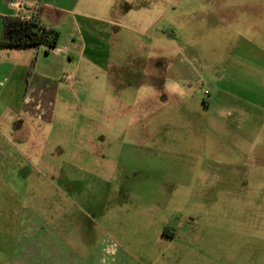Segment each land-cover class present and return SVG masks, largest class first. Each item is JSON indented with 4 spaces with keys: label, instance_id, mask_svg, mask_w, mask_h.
<instances>
[{
    "label": "rangeland",
    "instance_id": "1",
    "mask_svg": "<svg viewBox=\"0 0 264 264\" xmlns=\"http://www.w3.org/2000/svg\"><path fill=\"white\" fill-rule=\"evenodd\" d=\"M200 4H87L97 25L117 22L110 68L82 56L73 100L60 99L40 133L13 129L2 113V136L34 168L28 175L2 146L18 192L2 184L0 255L12 248V219L54 217L64 198L66 217L82 221L74 243L112 239L122 263L264 264V17L252 34L244 18L199 15ZM247 4L264 11V0ZM14 130L35 139L31 155ZM70 165L77 188L61 195L69 179L59 169Z\"/></svg>",
    "mask_w": 264,
    "mask_h": 264
},
{
    "label": "crops",
    "instance_id": "2",
    "mask_svg": "<svg viewBox=\"0 0 264 264\" xmlns=\"http://www.w3.org/2000/svg\"><path fill=\"white\" fill-rule=\"evenodd\" d=\"M12 1L0 0V34L3 32L4 19L16 17V11L11 6ZM187 1L201 3L198 14L203 17L235 19V22L244 18L245 25H250L252 34L261 29L255 20L263 18L264 11L252 10V7L247 4L252 0ZM27 2L31 7L33 0H27ZM90 2L91 0H38L37 9L40 22L61 34L59 45L49 52H46L45 47L20 50L0 48V122L2 113L9 114L16 125L12 126L13 129L17 130L20 124L22 130L40 133L54 125L56 115L59 113L60 99L61 102L66 103H68L67 99L68 101L73 100L72 85L78 83V80L75 81L70 71L77 70L82 56H87L93 66H103L106 70L110 68L111 60L108 51L110 42L106 36L111 35L112 28L117 26V22L106 20L105 26L97 25L95 19L97 16L87 8ZM205 3L214 5L215 10L206 6ZM111 8L115 17L122 16L116 6H111ZM123 16L125 17V14ZM261 31L264 33L263 30ZM253 43H256L254 39L252 46ZM105 47L106 50H104ZM67 75H73L74 80L66 81ZM15 130L11 133L14 140L18 137L23 139V145L28 147L29 151H26L31 155L34 151L35 139L31 134L27 137V133L25 138H22L23 135H18ZM5 139L7 138L1 133L0 193L2 184L3 187H8L17 193L16 166L12 168L10 164H2L1 148L2 146L8 147V150L15 155L14 158L20 156V161L29 171L28 175L34 168L33 161L30 157L27 158L25 151L16 152L9 148ZM45 141L48 143V140ZM45 166L49 168V164ZM74 167L70 165L69 168L64 166V169H59L61 171L59 178L64 181L69 179V186L65 187L63 184L59 189L61 195L68 193L71 189L74 192L77 188L75 184L78 177L73 174ZM5 178L8 180H4ZM48 199L47 197L46 201L41 203L42 210L50 207ZM65 202L63 198L60 204L62 208L57 210L54 217L12 219L11 223L15 227L13 238L4 240L6 244L12 245V248L0 255V264H126L120 261L121 256L118 258L120 250L112 239H95L92 246L89 242L85 243V246H83L84 243L82 245L74 243L77 240L73 233L82 221L66 217Z\"/></svg>",
    "mask_w": 264,
    "mask_h": 264
},
{
    "label": "trees",
    "instance_id": "3",
    "mask_svg": "<svg viewBox=\"0 0 264 264\" xmlns=\"http://www.w3.org/2000/svg\"><path fill=\"white\" fill-rule=\"evenodd\" d=\"M3 24L0 48L20 50L45 47L46 52H49L59 45L60 32L44 26L40 19L23 21L18 17H7Z\"/></svg>",
    "mask_w": 264,
    "mask_h": 264
},
{
    "label": "built area",
    "instance_id": "4",
    "mask_svg": "<svg viewBox=\"0 0 264 264\" xmlns=\"http://www.w3.org/2000/svg\"><path fill=\"white\" fill-rule=\"evenodd\" d=\"M37 3L38 0H33V4L29 7L27 0H13L11 6L16 11V17L23 21H32L39 19ZM65 79L66 81L71 82L74 80V77L73 75H67Z\"/></svg>",
    "mask_w": 264,
    "mask_h": 264
}]
</instances>
